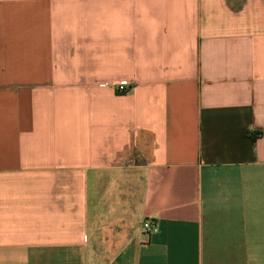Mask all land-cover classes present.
Here are the masks:
<instances>
[{
  "label": "crops",
  "instance_id": "1",
  "mask_svg": "<svg viewBox=\"0 0 264 264\" xmlns=\"http://www.w3.org/2000/svg\"><path fill=\"white\" fill-rule=\"evenodd\" d=\"M0 264H264V0H0Z\"/></svg>",
  "mask_w": 264,
  "mask_h": 264
},
{
  "label": "built area",
  "instance_id": "2",
  "mask_svg": "<svg viewBox=\"0 0 264 264\" xmlns=\"http://www.w3.org/2000/svg\"><path fill=\"white\" fill-rule=\"evenodd\" d=\"M114 88L116 92L118 93H126L131 89V84L128 82H121V83L115 84ZM143 228L148 231H154L155 225L147 222L143 224Z\"/></svg>",
  "mask_w": 264,
  "mask_h": 264
}]
</instances>
